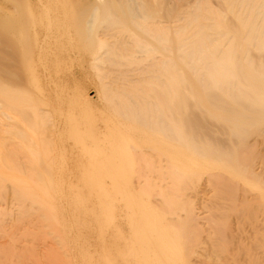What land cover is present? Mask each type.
<instances>
[{"label":"bare ground","instance_id":"1","mask_svg":"<svg viewBox=\"0 0 264 264\" xmlns=\"http://www.w3.org/2000/svg\"><path fill=\"white\" fill-rule=\"evenodd\" d=\"M261 127L264 0H0V200L56 228L44 264H192L186 180L264 200L238 150ZM2 226L0 264L27 262Z\"/></svg>","mask_w":264,"mask_h":264},{"label":"rangeland","instance_id":"2","mask_svg":"<svg viewBox=\"0 0 264 264\" xmlns=\"http://www.w3.org/2000/svg\"><path fill=\"white\" fill-rule=\"evenodd\" d=\"M108 69H110V70H108ZM105 70L106 71H109V72H107L108 74L109 73H111L112 71L111 70H114V69H112V68H107V66H105ZM111 71V72H110ZM112 74V73H111ZM86 89H87V95L89 96V97H91L92 98V100L96 103H98L99 102V99L98 98H96V96H95V94L92 92V91H90L92 88L91 87H89V86H87L86 87ZM251 135L250 136H248V139H247V141L244 143V145L245 146H243L242 145V147L240 148V149H238L239 151H241L242 149V151L240 152V156L242 157H240V156H238V158L240 157V160L241 161H243V162H245V164H249V167H250V169H251V167H255V168H257V166L258 165H262V172H264V127H261V128H257V129H255L254 130V132L253 133H250ZM253 138V139H252ZM248 155H250L249 157L250 158H248ZM246 157H247V159H246ZM247 160V161H246ZM252 160V161H251ZM256 160H258V161H256ZM249 161H251V162H249ZM261 161V162H260ZM246 162H248V163H246ZM255 162V163H254ZM254 163V164H253ZM258 163V164H257ZM251 164H253V165H251ZM246 165V166H247ZM253 167V168H254ZM246 168H248V167H246ZM206 174V173H205ZM204 173L202 174V175H199V176H196L195 178H190L191 180H186L187 181V183H185V185H184V187L185 188H187V190L186 189H184V190H186L185 191V196H186V199L188 200V202H187V204L189 203V204H191V205H189V208L190 207H192L193 209H191V212H189V213H191V215H192V218H194L193 220L192 219H190L188 222H190V223H188V225H190V226H193L194 228H197V230L195 231L196 233H195V235H196V239H198V240H196V242H195V244L197 243V242H199V243H197V245L195 246H193V248H195V250L197 251L195 254H191L190 255V259H189V261L190 262H192V264H213L214 262V264H264V248H261L262 246L264 247V200H263V198H261V200H260V197H256V195L254 196V190L253 191H251V190H248V188L247 187H250V185L249 184H247V182H245V184L247 185H243V187H242V184H241V186H240V183H238L237 185H236V187H234V190H232L231 192L232 193H234V192H236V193H234V194H232V193H230L229 192V190H228V188H227V186H225L224 187V189H222L223 191V193H222V195L224 196V199L223 198H221L222 197V195L220 196V198H218V197H216L217 196V194H216V192H215V195L213 194L214 193V191H213V188H214V186L215 185H213V184H207V183H204V182H206L205 181V179L207 178L206 176L207 175H205ZM263 175H264V173H263ZM161 183H163V181L161 182ZM187 184V185H186ZM189 185V186H188ZM193 185V186H192ZM206 185V186H205ZM226 185V184H225ZM194 186H196V187H194ZM224 186V185H223ZM239 186V188H237ZM245 186V187H244ZM235 188H236V190H235ZM197 189V190H196ZM203 189V190H202ZM215 189V188H214ZM227 189V190H226ZM243 189H245V190H243ZM250 189V188H249ZM6 190H7V196H6V198H3L4 199V201H1L0 200V206L1 207H5L4 208V212L6 211V214H5V216H4V218H3V224H0V227H1V225H3L2 227H3V229H4V232H5V234H4V239H5V241L10 245V243H11V245L10 246H15V244H16V246H17V248H20L19 249V251H21V254H22V256L24 257V258H22V256H21V254H20V252H18L19 254H18V257L16 258V260L17 259H20L19 260V262L21 261V262H23L24 261V259L27 261V262H23L24 264H32L31 262H35V260H37L38 258H40V259H38V260H40L41 261V263L40 264H44V263H46V261H45V259H44V256H47V252H45V250H46V248L48 249V250H50L51 252L52 251H55V252H52L53 253V255L54 254H58L59 252V250H62L63 249V247H62V243H60L58 240H57V243H56V239H54V238H56V234L57 233H55V230H56V228L55 227H53V228H49V227H52L53 225H49V226H47L48 225V223H44L42 220H38V217H37V215H36V212H34V211H37L38 209L37 208H35L34 209V207H32V206H34L35 204H30L31 202L29 201V200H25V202L23 201V200H21V201H19L15 196H12V195H10L9 194V189H7V187H6ZM191 190H193L194 192H192ZM225 191V192H224ZM188 192V193H187ZM229 192V193H228ZM248 192V193H247ZM250 192V193H249ZM196 193V194H195ZM226 193V194H225ZM253 193V194H252ZM203 194V195H202ZM211 194H213L215 197H216V199L215 200H217V199H219L218 201H219V203L217 204L216 202L217 201H212V195ZM227 194L229 195V196H231V197H227ZM236 194V195H235ZM250 194V195H249ZM207 195V196H206ZM232 195H234L235 196V198H232L233 196ZM251 195H253V196H251ZM185 196H184V198H185ZM187 196H188V198H187ZM206 196V197H205ZM226 196V197H225ZM214 197V198H215ZM246 197V198H245ZM253 197H256V199L255 198H253ZM194 198V199H193ZM244 198V199H243ZM257 198L259 199V200H257ZM189 199H192L191 201L189 200ZM238 199V200H237ZM243 199V200H242ZM246 199H247V201H246ZM250 199H253V200H250ZM255 199V200H254ZM184 200V199H183ZM186 200V201H187ZM220 200L222 201V202H220ZM225 200V201H224ZM248 200H250L249 202H248ZM257 200V201H256ZM223 201H224V203H223ZM21 202H24V205H25V207H28V208H25V209H27L28 210V212H26V214H22V213H25V210H23L24 209V205L21 203ZM202 202H204V203H202ZM212 202H214L215 204H216V207L217 208H215V206L214 207H212L213 205H212ZM226 202V203H225ZM238 202V203H237ZM209 203V204H208ZM221 203V204H220ZM240 203H242V204H240ZM243 203H244V205H243ZM202 205V207L200 206V205ZM207 204V205H206ZM211 204V205H210ZM222 204H224V205H222ZM230 204V205H229ZM234 204H236V205H234ZM239 204L241 205V206H239ZM27 205H29V206H27ZM31 205V206H30ZM219 205H221V206H218ZM228 205V206H227ZM239 206L238 207V210H239V208H240V212L239 211H237V212H232L231 210H230V208H231V206ZM210 206V208H207L208 210H204V209H206V208H204V207H209ZM33 209L32 211H29V210H31V208ZM199 207L201 208L200 210H199ZM222 207V208H221ZM228 207H230L229 209H227ZM247 207V208H246ZM252 207H254V208H252ZM212 208H214V209H220V210H218L219 212H222L221 213V216H222V218H221V216H220V213H214L213 211H211V210H213ZM226 209V210H225ZM243 209V210H242ZM250 209H251V213H250ZM255 209V210H254ZM190 209H188L187 211H189ZM217 210H215V211H217ZM256 212H254V211ZM257 210V211H256ZM211 211V212H210ZM231 211V212H230ZM31 212V213H30ZM34 212V213H33ZM181 212L182 213H184L182 210H181ZM207 212V213H206ZM242 212V213H241ZM39 213V212H38ZM37 213V214H38ZM194 213V214H193ZM203 213V214H202ZM209 213H212V215L211 214H209ZM226 213V214H225ZM240 213V214H239ZM250 213V214H249ZM200 214V215H199ZM205 214H207V215H205ZM217 214V215H216ZM238 214V215H237ZM242 214H244V215H242ZM253 214V215H252ZM256 216H255V215ZM190 215V214H189ZM190 215V216H191ZM203 215H205L204 217H203ZM246 215V216H245ZM189 216V217H190ZM214 216H216V217H214ZM218 216H220V217H218ZM228 216H230L229 218H227ZM235 216V217H234ZM239 216V217H238ZM244 216V217H243ZM250 216V218H247V217H249ZM10 217V219H7L6 220V218H9ZM223 217H225V220H224V218ZM243 219H242V218ZM199 218V219H198ZM205 218H208V219H205ZM209 218H211V219H214L215 221H216V223H215V221H211V219H209ZM217 218H221L222 220H224L225 222H223L225 225H228V226H225L223 223H221V227H223V228H221L220 227V225H218V222L220 223L221 222V219H217ZM228 219H231V220H228ZM234 219H235V221H234ZM239 219V220H238ZM242 219V220H241ZM245 219H247V220H245ZM249 219V220H248ZM255 219V220H254ZM219 220V221H218ZM254 220V221H253ZM40 221V222H39ZM240 221V222H239ZM243 221H244V224H243ZM191 222H193V223H196V224H194L193 225V223H191ZM226 222L228 223V224H226ZM254 222V223H253ZM42 223V224H41ZM240 223H242L241 225H240ZM41 224V225H40ZM214 224H217L218 226H219V228H221V230H219V231H222V232H227V233H225V237L226 236H229V235H234L233 236V238L231 237V236H229V238H228V241H227V238H223L222 240L221 239H217V240H220V241H217V242H220V244L219 243H217V242H212V240L214 239V241L216 240V234H215V232L214 233H211L212 232V230H214L213 229V225ZM223 224V225H222ZM250 224V225H249ZM256 224H257V226H256ZM208 225V226H207ZM216 225V226H217ZM252 225V226H251ZM46 226V227H45ZM244 226V227H243ZM210 227H211V229H210ZM228 227V228H227ZM238 227H240V228H238ZM254 227H257V228H254ZM209 228V229H208ZM219 228H216V229H219ZM229 228H230V230H229ZM236 228V229H235ZM45 229H47V230H45ZM51 229L54 231L53 233L54 234H52V232H51ZM55 229V230H54ZM209 231H208V230ZM225 231H224V230ZM228 229V230H227ZM242 229V230H241ZM254 229V230H253ZM45 230L46 231V233L45 232H43V231ZM49 230V231H48ZM200 230H201V232H200ZM256 230V231H255ZM58 231V230H57ZM56 231V232H57ZM261 233V234H259V232ZM231 232H233V233H235V234H230ZM245 234H244V233ZM247 232V233H246ZM254 232V233H253ZM41 233H44V234H41ZM51 235V237H50V235ZM200 233V234H199ZM213 234L215 235V236H213ZM220 234V233H219ZM227 234V235H226ZM40 235H41V237H40ZM49 235V236H48ZM54 235V237H52ZM200 235V236H199ZM207 235H209V236H207ZM241 235V236H240ZM254 235V236H253ZM19 236V237H18ZM244 236V237H243ZM49 237V238H48ZM201 237V238H200ZM206 237H208V238H206ZM212 237H213V239H212ZM215 237V238H214ZM220 237V236H219ZM238 237V238H237ZM254 237V238H253ZM261 237H262V239H261ZM45 238V239H44ZM251 238V239H250ZM20 239V240H19ZM50 239V240H49ZM54 239V240H53ZM212 239V240H211ZM245 239V240H244ZM253 239H256V240H253ZM22 240V241H21ZM42 240H44L43 242H41ZM225 240V241H224ZM232 240V241H231ZM235 240H236V242H235ZM239 240V241H238ZM249 240V241H248ZM252 240V241H251ZM10 241V242H9ZM18 241V242H17ZM208 241H210V243L208 242ZM243 241H245V242H243ZM258 241V242H257ZM263 241V242H262ZM46 242V243H45ZM203 242V243H202ZM223 242V243H222ZM225 242H226V244H225ZM262 242V243H261ZM6 243V244H7ZM25 243V244H24ZM33 245H32V244ZM201 243V244H200ZM206 243V244H205ZM212 243V244H211ZM257 243V244H256ZM19 244V245H18ZM45 244V245H44ZM48 244V245H47ZM49 244H51V246L49 247ZM55 244V245H54ZM58 244H59V246H58ZM198 244H199V246H198ZM218 246L219 245V248L216 246V245ZM222 244H224V246L222 245ZM248 244V245H247ZM250 244V245H249ZM261 244H263V245H261ZM202 245H203V247H202ZM210 245H211V247H210ZM216 247H215V246ZM220 245H222V247H220ZM242 245H244V246H242ZM246 245H247V247H246ZM253 245H256V246H253ZM9 246V247H10ZM20 246V247H19ZM26 246V247H25ZM44 246H45V248H44ZM206 246V247H205ZM213 246V247H212ZM259 246V247H258ZM25 247V248H24ZM28 247H31V248H33V249H29ZM53 247V248H52ZM57 249H56V248ZM60 247H62V248H60ZM197 247V248H196ZM225 247V248H224ZM241 247H243V248H241ZM254 247H256V248H254ZM24 248V249H23ZM27 248V249H26ZM42 248V249H41ZM220 248H221V250H220ZM245 248V249H244ZM249 248V249H248ZM261 248V249H260ZM25 249H26V251H25ZM45 249V250H44ZM54 249V250H53ZM215 249V250H214ZM218 249H219V252L221 253V252H224L225 250V256H223L222 257V254L223 253H221L220 255H218ZM263 249V250H262ZM28 250H30V252L28 251ZM210 250V251H209ZM222 250H224V251H222ZM241 250V251H240ZM247 250V251H246ZM251 250V251H250ZM26 252V253H24V252ZM206 251V252H205ZM215 251L217 252V253H215ZM231 251H232V253H231ZM237 251V252H236ZM240 251V252H239ZM250 251V252H249ZM27 252H29V254H27ZM40 252H42V253H40ZM45 252V253H44ZM57 252V253H56ZM210 252V253H209ZM213 252H214V254H213ZM234 252H235V254H234ZM239 252V253H238ZM34 253V254H33ZM61 253H62V251H61ZM209 253V254H208ZM228 253H230V254H232L231 256H229L228 255ZM249 253H251V254H249ZM256 253V254H255ZM15 254H17V253H14L13 254V258H14V255ZM36 257V258H34V256ZM44 254V256H42V255ZM217 254V255H216ZM227 254V255H226ZM245 254H247L248 256H246ZM21 257H20V256ZM39 255V256H38ZM210 255H212V256H210ZM214 255V256H213ZM233 255H238L237 257H233ZM255 255V256H254ZM17 256V255H16ZM15 256V257H16ZM28 256H32L33 258H30V257H28ZM216 256L218 257H220V258H216ZM252 256V257H251ZM75 257V256H74ZM201 257H203V258H201ZM209 257H211L210 259H208ZM246 257H248L247 259H246ZM257 257H259V258H257ZM42 258V259H41ZM46 258V257H45ZM230 258V259H229ZM233 258L234 259H236V260H233ZM29 259V260H28ZM246 259V260H245ZM43 260H44V262H43ZM248 260H250V262L248 261ZM263 260V261H262ZM18 261V260H17ZM39 261V262H40ZM206 261V262H205ZM209 261V262H208ZM216 261H218V262H216ZM237 261V262H236ZM243 261V262H242ZM253 261V262H252ZM18 262V263H19ZM47 262H50V261H47ZM257 262V263H256ZM23 263H21V264H23ZM36 263H38V262H36Z\"/></svg>","mask_w":264,"mask_h":264}]
</instances>
